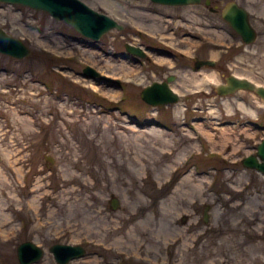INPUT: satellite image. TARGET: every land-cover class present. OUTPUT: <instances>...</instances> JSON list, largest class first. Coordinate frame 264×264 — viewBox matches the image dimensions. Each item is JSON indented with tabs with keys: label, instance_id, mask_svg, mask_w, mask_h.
<instances>
[{
	"label": "rangeland",
	"instance_id": "rangeland-1",
	"mask_svg": "<svg viewBox=\"0 0 264 264\" xmlns=\"http://www.w3.org/2000/svg\"><path fill=\"white\" fill-rule=\"evenodd\" d=\"M81 1L124 30L94 42L0 3V28L31 50L0 55V264H20L25 242L44 250L37 264H57L56 244L85 248L69 264H264V175L241 164L264 139V103L215 91L229 75L264 87V0ZM230 2L249 12L253 44L223 19ZM127 44L154 48L152 66L132 61ZM202 61L216 65L195 71ZM87 66L121 88L83 78ZM211 74L219 83L197 90ZM171 77L179 103L142 101Z\"/></svg>",
	"mask_w": 264,
	"mask_h": 264
},
{
	"label": "water",
	"instance_id": "water-1",
	"mask_svg": "<svg viewBox=\"0 0 264 264\" xmlns=\"http://www.w3.org/2000/svg\"><path fill=\"white\" fill-rule=\"evenodd\" d=\"M152 3L166 7H186L201 5L211 6V0H150ZM0 3L11 6H22L36 12H44L54 19L64 22L71 26L77 33L83 37L99 42L106 34L113 30L123 31L124 27L111 17L102 14L81 0H0ZM211 12L217 11L216 8H210ZM223 19L231 28L241 37L246 45L253 44L257 39V30L250 21L249 12L239 6L236 2H230L222 10ZM126 51L133 57L146 58L147 52L142 47H136L131 44L126 45ZM0 55L8 56L13 59L23 60L31 55L29 47L21 40L9 35L4 29L0 28ZM215 61L197 62L195 67L201 70L203 66L215 67ZM83 78L90 80H100L108 86L121 88L120 81L112 82L106 76H102L94 68L87 66L82 73ZM175 81L174 77L168 79V82H155L145 88L141 94L142 100L153 108L170 106L181 101L170 84ZM215 91L220 97H229L241 91L256 93L264 102V87L259 86L249 80L241 79L235 75H229L224 84L217 85ZM54 163L53 159H48ZM245 168L256 170L264 175V140L258 146V152L255 156H249L242 161ZM113 210L119 207V201L113 199L111 203ZM208 208L205 210L204 222H209ZM57 264H69L71 261L82 259L86 255L83 246H71L56 244L51 247ZM18 261L20 264H37L44 257V250L32 242H25L18 248Z\"/></svg>",
	"mask_w": 264,
	"mask_h": 264
},
{
	"label": "flooded vegetation",
	"instance_id": "flooded-vegetation-1",
	"mask_svg": "<svg viewBox=\"0 0 264 264\" xmlns=\"http://www.w3.org/2000/svg\"><path fill=\"white\" fill-rule=\"evenodd\" d=\"M146 50H148V53H157L155 50H154V48H147ZM148 53H147V55H148ZM168 54H170V52L168 53ZM172 54V53H171ZM165 55H167V52H166V54ZM167 57V56H166ZM171 58H172V60L173 61H175L176 60V55H174V54H172V56H171ZM132 61H134L139 67H145L146 65H148L149 67L150 66H152V64H153V59H152V57L151 56H147L146 58H132L131 59ZM182 57L180 56L179 58H178V63L180 64V69H183V67H188L190 64H185V62L182 60ZM194 63V66H195V64L197 63V62H193ZM190 67V66H189ZM154 68V67H153ZM161 73V72H160ZM165 76V75H164ZM166 79H167V77H166ZM166 79L164 80H161V81H157V80H155L154 82H152L151 84H153V83H155V82H158V83H165V82H168V80L166 81ZM148 87V86H147ZM170 87L172 88V89H174V87H173V84H170ZM146 88V87H145ZM144 88V89H145ZM144 89H142V92H143V90ZM142 94V93H141ZM262 131H264V127H263V129H262ZM259 146V145H258ZM258 148V147H257ZM256 154H257V151H256ZM243 161V160H242ZM241 164H242V162H241ZM243 165V164H242Z\"/></svg>",
	"mask_w": 264,
	"mask_h": 264
},
{
	"label": "bare ground",
	"instance_id": "bare-ground-1",
	"mask_svg": "<svg viewBox=\"0 0 264 264\" xmlns=\"http://www.w3.org/2000/svg\"><path fill=\"white\" fill-rule=\"evenodd\" d=\"M143 49L148 53V50H146L145 48H143ZM218 83H219V81H218L217 77L214 74H211V75H203L202 78L199 79V81H197V83H196V89L197 90L205 91L208 88V86H210V85H217ZM173 90L175 91V89H173ZM253 94H255V96H257L262 101V99L256 93L253 92ZM164 107H167V106H164ZM157 108H160V107H157Z\"/></svg>",
	"mask_w": 264,
	"mask_h": 264
}]
</instances>
